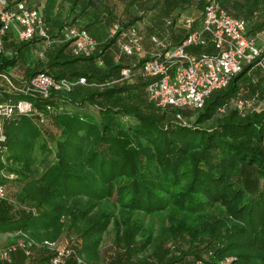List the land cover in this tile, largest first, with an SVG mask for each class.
Listing matches in <instances>:
<instances>
[{
  "label": "trees",
  "instance_id": "1",
  "mask_svg": "<svg viewBox=\"0 0 264 264\" xmlns=\"http://www.w3.org/2000/svg\"><path fill=\"white\" fill-rule=\"evenodd\" d=\"M102 1L70 0V11L78 2L84 3L79 9L83 13L86 7ZM150 1L125 10L129 18L120 24L122 30L135 26L144 13L137 14L154 8L160 0ZM217 1L239 17L236 2ZM54 5L55 0H46L41 9L46 22H54ZM65 23L75 24V20L62 25ZM120 32L98 42L96 50L86 57L73 55L67 42H55L46 51L47 57L32 58L39 68L31 67L27 75L46 71L74 81L85 77L86 85L52 91L48 98L17 94L31 101L35 111L13 115L4 126L0 183L5 185V177L13 173L19 186L16 191H7L12 201L0 202V233L20 231L33 241L53 240L61 217H70L76 226L73 229L84 240L79 254L85 252L92 262L93 247L107 227L112 224L119 232L114 223L117 206L149 213L161 211L171 202L182 213L194 215L191 227L182 229L187 233L188 247L178 249V257L156 251L154 260L143 258L133 264H172L187 256L193 257V264H264V111L227 105L239 96L241 86L250 84L251 74H257L258 68L243 67L226 87L213 91L201 109L161 110L149 101L144 103L148 80L142 76L103 88L92 85L113 82L123 67H131L120 59L132 56L116 59L110 49ZM7 37L0 53V71H10L20 58L19 51L35 42L13 44L5 41ZM143 61L138 59L135 66ZM252 90L258 93L262 87L259 84ZM225 105V111L219 113ZM192 115L194 122L186 124L184 119ZM129 117L135 122L124 127V119ZM48 118L58 129L55 136L42 135L41 127ZM37 139L41 151L51 152L53 147V159L42 173L39 166L45 158L35 163ZM182 184L183 190L172 191ZM123 230L125 241H133L136 229ZM203 247L211 250L203 253ZM12 257L0 264H23L20 258ZM66 264L76 262L69 258Z\"/></svg>",
  "mask_w": 264,
  "mask_h": 264
},
{
  "label": "built area",
  "instance_id": "2",
  "mask_svg": "<svg viewBox=\"0 0 264 264\" xmlns=\"http://www.w3.org/2000/svg\"><path fill=\"white\" fill-rule=\"evenodd\" d=\"M175 26L184 29L179 41L171 36ZM163 29V34L150 35L152 48L145 49L142 46V35L136 26L122 30L119 23L115 22L110 36L121 30L116 38V59L120 55L134 56L139 53L143 54L139 59L144 61L138 67L135 63L132 68L123 67L120 77L113 82L92 85L103 88L139 75L148 80L146 98L157 108L198 110L213 91L226 87L231 77L243 67L264 70V46L257 43L256 36L248 34L243 18L231 15L217 0L205 2L198 20L181 13L163 18ZM10 30L15 32L18 41L39 39L41 46L34 51L38 58H43L55 42H67L73 55L84 57L91 55L98 45L85 28L71 23L63 24L57 30L58 36L53 38L41 11L28 3V0L13 3L0 0V53L4 52L3 39ZM7 53L11 55V52ZM102 63L98 59V65ZM76 85H86L85 77L74 81L56 78L46 71L26 76H18L12 71H0V144L5 141V123L13 115H26L35 111L31 101L18 98L17 94L48 98L52 91H70ZM227 105L244 109L251 106V103L250 100L233 99ZM227 105L220 107L218 112H224ZM176 117L181 119L180 113ZM14 177L13 173L6 176L9 180ZM6 200L12 201L7 196L5 185L0 183V202ZM14 234L21 238L0 248V261L10 262L15 251H21L28 259L31 249L38 245L23 232ZM39 246L50 253L47 264H66L69 258H74L76 264H84L71 246H59L54 240H43Z\"/></svg>",
  "mask_w": 264,
  "mask_h": 264
},
{
  "label": "rangeland",
  "instance_id": "3",
  "mask_svg": "<svg viewBox=\"0 0 264 264\" xmlns=\"http://www.w3.org/2000/svg\"><path fill=\"white\" fill-rule=\"evenodd\" d=\"M63 1L65 2V0ZM207 1L208 0H192L191 2L187 3L181 0H160L157 4L158 7L155 9L156 11L152 13L150 18L153 19V24H157L155 29H160L162 24L161 19L176 16L179 13L184 16L187 15L195 17L202 11V8L205 2ZM142 2H145V0H103L102 2H100L102 10H109V15L111 16V18H109L110 24L107 28L105 39L110 37L112 25L115 22H118L120 25L122 24V22H124V20L129 18L125 10L127 8H132L130 7V5H137L139 7ZM231 2H236L238 7L240 8V12L237 14V16L245 20L247 32L253 36H256L257 43L260 46H264V0H231ZM65 4L66 3H63L62 5L63 9H65ZM122 6H124L123 10H121ZM101 8H97V10H94L92 15H94L96 18H106L105 16L100 14L102 12H100ZM142 13L145 14L146 12H141L137 14V16L141 15ZM58 17V23L63 21L60 13H58ZM65 21L69 22L70 18L66 19ZM153 31L155 30H152L151 27H145L146 34H151ZM172 32L174 36H177L175 37V41H178L182 38L184 34V29L181 26H175ZM49 33L53 38L56 37V34L53 31ZM105 39L103 38V40ZM113 45L114 46L112 53L115 55L118 53V47L115 44ZM35 50L38 49H34L32 55L34 56V58H38L35 56ZM138 59L139 58L136 55L128 58L122 57L120 59V62L124 64L129 63V66L132 67L134 63H137L136 61ZM256 70L258 71V73L251 74V79L249 81L250 84L246 86H241L239 96L235 99L250 100L251 106H249L248 108H254L255 111H257L258 113V111H264V70ZM259 84L262 87V91H259L258 93L253 90L251 91L252 87ZM143 98L144 100H146L144 103H147L148 100L146 96H144ZM143 109L145 112H147L148 108L143 105ZM217 115L220 116V114ZM134 122L135 121L131 117L125 118L124 127ZM184 122H186V124H192L194 122V115H192L188 119H184ZM208 123H204L203 125H207ZM41 130H43L42 135L51 134L50 136H55L58 134V129L53 125V122L49 118L47 119L46 123L41 127ZM39 142L40 139H37L35 142L34 152L35 163L39 162L43 157L45 158V161L39 166L41 171V169H43L47 163H50L52 161L53 147L51 148V152L46 150L41 151L39 147ZM42 172L43 170L41 171V173ZM14 178L11 181L8 179V181L5 183L6 192L8 191V193H11L18 189L19 182ZM184 187V184L178 185L174 187L172 191L180 192L184 189ZM6 202L9 201L6 200ZM15 204V206L19 207L18 203L15 202ZM221 210H224V208L221 207ZM181 211V209H179L176 205L171 204V202L165 209L149 213L143 212L141 210H130L122 206H117L115 210L114 223H117L116 228L119 230V232H116L115 227L112 228V224L107 227V229L102 233L100 241L96 244L95 247H93L94 251L93 255H91L92 262L88 261V256H86L87 254L85 252H81L82 254H79V252L81 251L80 249L83 246L84 240L80 237V234L75 232L76 230L74 229L76 226L71 224L70 217H61L60 227L58 226V229L60 230L59 232H57L58 234L54 237L53 240L56 241L59 246L68 245L74 248L76 252L75 254H77L80 260H82L85 264L86 262H88L89 264H133L132 262H138L139 259L143 258H145L147 261H151L155 259L156 254L154 253L156 251H164L166 252L165 255L170 252L168 257L172 256L173 254L178 257V249H186L189 245L187 233L182 231V229H185L186 227H191L190 223H194V215L189 213L184 214ZM217 214H219V211H216V215ZM209 222H211V219ZM126 227L128 229H136L133 241L131 242L125 241L126 236L121 233L122 231H124L123 228ZM51 232L52 230L49 231L50 234ZM17 235L18 234L9 235L0 233V248L10 243L16 242L18 239L21 238ZM146 235L148 236V242ZM31 240L34 239L31 238ZM34 242H36V244L38 245L34 246L31 249L30 258L27 259L23 255V253L19 251V258L21 257L20 261L24 262L25 264H40V262L47 263L45 258L47 255L49 258L50 253L39 246V244L41 243L40 240ZM198 245L202 246L201 244ZM42 249H44L45 251H43ZM202 250V252L204 253L206 252V250L210 251L211 249L208 247H203ZM227 260L228 258L225 261L228 262ZM196 262L200 261L198 260ZM172 264H193V257L187 256L183 261H177Z\"/></svg>",
  "mask_w": 264,
  "mask_h": 264
},
{
  "label": "crops",
  "instance_id": "4",
  "mask_svg": "<svg viewBox=\"0 0 264 264\" xmlns=\"http://www.w3.org/2000/svg\"><path fill=\"white\" fill-rule=\"evenodd\" d=\"M29 3L35 7H37L40 11L43 8L46 0H28ZM63 3H66L65 5V9H63L62 5ZM84 4L81 2H78L76 8L74 11H70V0H65V2L63 0H55V5L53 8V14L55 16L54 18V22L50 21V22H46L48 28H49V32L53 31L55 34L58 30V28L62 25V22H64L66 19L70 18L75 20V24L76 25H80L82 27H85L89 33L94 37V39L97 42H102L103 38L105 39V34L107 32V28L109 27V18H111V16L109 15V10H102L101 8V4L100 2H98L95 5H90L88 7H86L85 11L83 13L79 12L80 6ZM119 7V6H118ZM122 6V9L123 10ZM158 7V5H156L154 8L147 10L146 13L142 16V18L140 20H137L134 25L137 27L139 33L142 35V46L145 49H151L152 48V44L149 41V37L151 34L154 33H158V34H163L164 33V29H163V19H161L162 24L160 29L156 28L157 24H153L154 21L153 19H151V15L152 13H154L156 10V8ZM97 8H101L100 10V14H102L103 16H105L106 18H96L94 15H92V13L94 12V10H97ZM58 13H60V15L62 16L63 21H61L60 23H58ZM201 13V12H200ZM200 13L195 16L197 18V20L200 18ZM70 14V15H69ZM110 17H109V16ZM151 27L153 31L151 34H146L145 33V27ZM173 33V32H172ZM7 39L5 40L6 42H12L13 44H18L19 41L17 39V36L15 34V32L13 30H10L7 32L6 34ZM172 37H177V36H172ZM41 46V41L39 39H35L34 43H30L29 45L24 46L20 51H19V60H17L16 64L13 65V67H11V70L14 74L18 75V76H26L27 74L31 73L32 70L28 71L29 69H31V67L35 66L34 61L32 60V58L34 57L32 55V52L34 49H36L37 47ZM111 51L113 50V48H110ZM143 54H136V56L139 58V56H142ZM39 67L35 66L34 69H37ZM28 71V72H27ZM9 235H12L14 233H7ZM15 258H19L20 252H15L12 254ZM11 255V258H12ZM22 256V255H21ZM21 259V257H20ZM23 264H25L24 262H22Z\"/></svg>",
  "mask_w": 264,
  "mask_h": 264
}]
</instances>
